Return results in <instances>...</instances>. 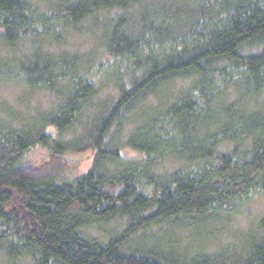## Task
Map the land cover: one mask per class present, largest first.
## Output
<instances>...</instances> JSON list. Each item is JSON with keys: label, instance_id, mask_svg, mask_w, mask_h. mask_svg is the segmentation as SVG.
<instances>
[{"label": "trees", "instance_id": "1", "mask_svg": "<svg viewBox=\"0 0 264 264\" xmlns=\"http://www.w3.org/2000/svg\"><path fill=\"white\" fill-rule=\"evenodd\" d=\"M92 34L99 45L85 57L69 48ZM0 76L51 106L26 125L12 124L13 108L0 117V260L264 264V223L234 254L174 260L138 245L164 224L222 226L264 198V0H0ZM150 101L137 123L132 110ZM126 123L127 149L106 148ZM38 147L47 159L27 162ZM168 162L179 166L156 171ZM116 219L126 221L117 235L91 237Z\"/></svg>", "mask_w": 264, "mask_h": 264}, {"label": "rangeland", "instance_id": "2", "mask_svg": "<svg viewBox=\"0 0 264 264\" xmlns=\"http://www.w3.org/2000/svg\"><path fill=\"white\" fill-rule=\"evenodd\" d=\"M34 3L47 4L49 1L55 0H31ZM191 1V0H189ZM194 2V0H193ZM69 48L75 52L79 53L80 57L92 51L93 48L99 45V39L93 34L89 37H71L69 38ZM27 51L26 45L15 47L12 51L13 54L21 55ZM253 51H256L254 48ZM4 56V55H3ZM90 57L84 61H88ZM3 77V76H0ZM4 81V80H3ZM2 84V83H1ZM187 82H179V84L174 83L172 86V92L174 96L180 91H183L184 87L187 86ZM21 85L12 86L10 84L0 85V117L5 119L8 117V109L13 108L18 116L17 121L13 122V125H26V120L31 118V114L38 116L46 111L51 110L49 97L42 92L32 93L25 88L20 87ZM171 85L169 88L165 89V93H169ZM170 96L171 93H170ZM149 100H147L148 102ZM157 103L149 102L148 104L139 105L134 110V113L131 115L132 118L137 119V123L140 119V113L144 112L142 117L150 116L152 109L156 107ZM37 118V117H36ZM136 122V121H134ZM133 125V126H132ZM135 127L134 123H126L122 125L121 130L111 131L107 136V141L109 145L106 146L108 149H120L126 150V139L132 129ZM81 132V131H79ZM76 132L75 134H79ZM4 133H8L5 131ZM64 139H71L73 141L76 139L74 137V132L66 133ZM70 141V142H71ZM118 145V146H116ZM125 152V151H124ZM49 151L43 147H38L36 150L31 152L27 158V162L31 164H39L47 159ZM81 155H69L70 159H78L83 157ZM133 153H127V156H132ZM93 156L89 153L85 160L81 163L78 168L77 173L82 174L88 171L93 166ZM179 166L178 163L168 162L165 165H161L156 168L157 172H160L163 175H167L170 172L176 170ZM113 166L107 163L106 169L112 168ZM74 173V174H75ZM246 215H225L221 218V224H216V222H179V223H170L174 220H170L169 224H164L166 227L159 229L155 228L152 230V233L155 234L153 241L150 243L144 244L140 242L138 245H152L158 246V250L161 253H165L168 257L171 256L172 259L177 260L181 258L195 259L199 258L198 256H210L217 253L224 252L226 254H234V251L240 249V246L247 244V241L250 238L259 237L260 225L264 223V198L260 196L257 200L245 207ZM126 221L116 219L109 223L103 224L92 230V238H96L101 241H107L110 237L117 235L120 231L125 228ZM169 226V227H168ZM241 250V249H240ZM241 252V251H240ZM239 252V253H240ZM4 252H0V259L4 258ZM170 255V256H169ZM0 264H13L9 261L0 260ZM18 264H32L30 259L24 257Z\"/></svg>", "mask_w": 264, "mask_h": 264}]
</instances>
